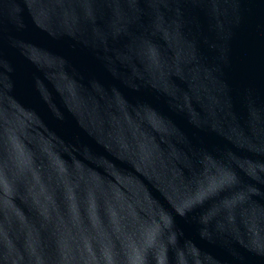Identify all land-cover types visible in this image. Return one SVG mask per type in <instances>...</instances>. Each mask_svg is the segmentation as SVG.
<instances>
[{
	"label": "water",
	"instance_id": "water-1",
	"mask_svg": "<svg viewBox=\"0 0 264 264\" xmlns=\"http://www.w3.org/2000/svg\"><path fill=\"white\" fill-rule=\"evenodd\" d=\"M0 264H264V0H0Z\"/></svg>",
	"mask_w": 264,
	"mask_h": 264
}]
</instances>
